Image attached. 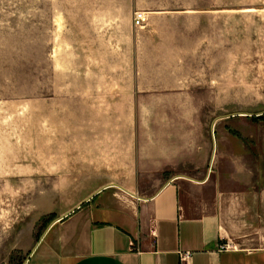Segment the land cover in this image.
Segmentation results:
<instances>
[{
	"label": "rangeland",
	"instance_id": "obj_1",
	"mask_svg": "<svg viewBox=\"0 0 264 264\" xmlns=\"http://www.w3.org/2000/svg\"><path fill=\"white\" fill-rule=\"evenodd\" d=\"M105 136L193 139L212 178L264 181V0H0V264L86 195L75 153Z\"/></svg>",
	"mask_w": 264,
	"mask_h": 264
},
{
	"label": "crops",
	"instance_id": "obj_2",
	"mask_svg": "<svg viewBox=\"0 0 264 264\" xmlns=\"http://www.w3.org/2000/svg\"><path fill=\"white\" fill-rule=\"evenodd\" d=\"M84 140L75 167L90 188L21 264H264V181L212 178L210 149L201 168L193 139ZM140 177L163 179L145 192Z\"/></svg>",
	"mask_w": 264,
	"mask_h": 264
},
{
	"label": "built area",
	"instance_id": "obj_3",
	"mask_svg": "<svg viewBox=\"0 0 264 264\" xmlns=\"http://www.w3.org/2000/svg\"><path fill=\"white\" fill-rule=\"evenodd\" d=\"M146 19V12L144 10L138 9L134 11L133 20L136 25H141ZM226 247L230 246L228 243L225 244ZM189 250L179 251L180 262L185 261L190 256Z\"/></svg>",
	"mask_w": 264,
	"mask_h": 264
},
{
	"label": "water",
	"instance_id": "obj_4",
	"mask_svg": "<svg viewBox=\"0 0 264 264\" xmlns=\"http://www.w3.org/2000/svg\"><path fill=\"white\" fill-rule=\"evenodd\" d=\"M81 203H82V202H81ZM81 203L77 204L76 206H74L73 208H71L69 211H67V212H65V213H63V214H61V215H59L58 217L54 218V219L50 222V224L53 223L54 221H56V220H58V219L64 217V216H66L67 214H69V213H70L71 211H73L76 207L80 206ZM37 242H38V241H37Z\"/></svg>",
	"mask_w": 264,
	"mask_h": 264
}]
</instances>
